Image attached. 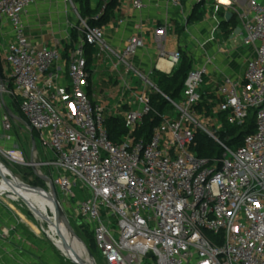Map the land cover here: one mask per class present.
<instances>
[{"label":"built area","instance_id":"built-area-1","mask_svg":"<svg viewBox=\"0 0 264 264\" xmlns=\"http://www.w3.org/2000/svg\"><path fill=\"white\" fill-rule=\"evenodd\" d=\"M63 1L77 16L71 28L79 30L81 39L70 61L71 93H59L60 106L46 92L57 76L46 74L61 61L62 51L58 45L34 49L23 21L34 0H0V25L12 29L1 48L14 93L51 157L34 164L51 169V176L37 169L42 180L49 178L43 180L46 189L38 191H57L61 207L63 200L75 208L81 226L94 237L102 264H264V0L234 8L238 25L230 41L254 48L255 56L241 80L225 78L216 91V113L225 115L228 125H243L255 112L256 132L238 148L207 130L197 115L207 66L189 72L178 100L166 98L174 115L157 114L161 121L149 139L134 135L153 112L150 94H134V104L123 102L129 106L124 115L128 133L123 144L112 142L106 126L111 110L92 100L85 47L104 49L127 64L147 42L135 35L121 52H113L103 29L82 20L73 0ZM113 1L118 0L105 3ZM127 1L137 11L147 7V0ZM186 1L193 7L208 2L166 0L176 11ZM170 29V20L156 27L154 41L159 60L175 68L183 54L167 50ZM137 77L156 89L151 76ZM7 85H0V93H7ZM3 108L0 103V130L7 133L13 121ZM200 132L223 150L212 164L193 151ZM16 155L14 161L24 163ZM41 230L46 231L42 225Z\"/></svg>","mask_w":264,"mask_h":264},{"label":"crops","instance_id":"crops-1","mask_svg":"<svg viewBox=\"0 0 264 264\" xmlns=\"http://www.w3.org/2000/svg\"><path fill=\"white\" fill-rule=\"evenodd\" d=\"M100 1L91 0V8H97ZM248 1L241 0L240 4L234 1L231 5H226V0H208L205 5L195 7L186 1L182 10L178 11L177 16L174 17L173 14L176 10H171L166 0H147V7L143 11L135 10L127 0H118L110 18L101 26L105 34L106 45L113 52L119 53L124 49L128 39L136 35L146 40L147 47L137 56L129 59L127 64H119L113 54L94 47L95 54L90 68L92 100L106 105L105 99L95 98V95L99 89L110 83L111 78L115 80L112 84L117 82L114 91L121 97L120 101L127 96L128 99L125 102L131 103L129 100L132 98L134 100V94H151L152 88L146 86L143 80L137 76H151L150 79L158 90L155 74L173 75L178 68L159 60L154 41V30L158 27V23L163 24L167 20H170L172 27L167 50L169 52L180 51L183 55L185 51L191 57L192 69L208 67V75L201 89L203 96L211 93L216 94L218 86L225 78L241 80L247 62L255 56V50L251 47H243L240 43L231 42L232 33L230 37L229 32L227 36L224 35V26L229 27L230 31L233 30L232 24H228L229 22L226 21V14L233 13L234 8L242 6L243 3L244 6L247 5ZM186 20L187 25L184 30V21ZM23 21L27 36L34 49L58 45L62 51L61 61L46 74V76H57L54 83L47 86L46 92L56 100L58 105L62 106V98L59 93L62 95L71 93L70 61L81 39L79 30L71 28L77 25V16L72 13L70 7L63 0H34L25 13ZM181 26L183 33L178 36L176 30ZM73 31H78L79 36L76 37ZM11 36L10 25L1 24L0 63L2 64V73L1 71L0 73L2 76H11L12 74L10 66L4 60L1 48L7 44ZM116 115H112L109 111L107 120L115 118ZM5 220L9 222L10 219L5 217ZM17 226L18 224L14 223L13 227L7 226L8 229L5 230L4 235L9 238V241H5L3 247L0 244L3 249L0 264L53 262L54 257L49 252L42 253V246H37L36 233L35 235L30 232L26 235L16 232L12 236V232Z\"/></svg>","mask_w":264,"mask_h":264},{"label":"rangeland","instance_id":"rangeland-1","mask_svg":"<svg viewBox=\"0 0 264 264\" xmlns=\"http://www.w3.org/2000/svg\"><path fill=\"white\" fill-rule=\"evenodd\" d=\"M73 1L79 11V14L81 15L82 8H81L80 3H78L77 0H73ZM177 12L178 11L174 12L173 14L174 17L177 16L176 15ZM186 22L187 21H184V30L186 29ZM158 26H163V24L158 23ZM170 26H171V22H170ZM235 27L233 26V29ZM171 30H172V27H171ZM171 30L169 34L171 33ZM182 31L183 30L181 26L176 30V35L181 36L183 33ZM228 32H229V37H230L232 30L230 31L229 27L224 26V35L227 36ZM187 60L190 61L191 57L184 51V62H186ZM3 79L8 84L6 87L7 93H0V103L4 101L5 105L16 116L21 118L20 113L16 108L17 96L14 93L12 78L11 76H3ZM114 81L115 80L111 78L109 84L104 85L101 89L98 90V92L95 95V98L105 99L104 102L110 108L111 114L112 115L117 114L115 119L118 120V122L124 123V115L126 111L128 110L129 106L123 105V102H125L126 99L128 98L127 96H125L122 98V101H120L121 97L118 96L116 92L114 91L115 88L117 87L116 86L117 82L115 84H112ZM155 94H160V92L157 91L156 89H151L150 96L151 95L153 96ZM164 97L167 102L168 100L166 98L171 99L168 96H164ZM202 100H203L202 103L197 108V115L202 120L207 130H209L212 134H215V135L217 134L218 137L221 138L220 136L221 132L224 130V127L227 124L225 123L224 116L216 113L215 106L217 102V94L211 93L209 95H204ZM129 101L131 102V104L135 103V100H133V98ZM119 106L121 107L117 108ZM163 112H164L163 114L166 116L174 115V109L170 105V103L166 105ZM126 133H128V131ZM200 133L203 135H206L205 133H202V132ZM136 134L134 136L138 138ZM207 137L210 138L209 136ZM36 146L37 148L34 152L35 163L38 165L39 163L49 161L51 157L43 149L39 139H38V142L36 141ZM16 154L22 155L24 163L14 161V159L19 158V155H16ZM32 155H33L32 134H31V130L29 129V127L26 126V123L24 122L12 123V130L7 133H3L0 130V162L2 163L4 168L26 185H30L35 188L46 189V186L44 185L43 180L35 173L34 168L31 164ZM36 168L40 172L51 176V169L49 167L41 166V167H36ZM7 188L8 187H6L5 185L3 186L2 184H0V242H2L0 243L1 247H3V244L5 241L6 242L9 241V238H6L4 235L5 230H7L8 227L10 226L13 227L15 223V224H18V226L12 232V236L16 234V232H19V234L23 233L26 235L30 234V232L37 234V235L35 234L38 237L37 246L39 245L42 246V253L49 252L54 257L53 262L52 261L51 263L47 262L46 264H72L73 262L71 263V261L65 259L60 254L58 249L53 245L51 240L47 237L46 232L48 231V224L39 222L38 219L35 217L34 213L32 212L31 208L28 206V204L22 200L24 198L22 196L9 192ZM39 192H41L45 196V198H48V195L45 194L43 191L40 190ZM56 196L57 198H59L60 196V193L57 191H56ZM34 198L38 202L40 201L39 203L42 204V206L44 207V209L46 210V212L49 214L50 217L55 218L52 214L53 208L47 201H43L41 198H39L36 195L34 196ZM61 203H62V208L66 216L72 223L77 235L79 236V238L82 240V242L86 246L88 252L89 253L91 252L94 258L97 260V262L102 264V258H101L99 251L96 248L94 237L93 235L87 232L86 228H83L81 226L80 220L76 215L75 208L65 206L63 200H61ZM57 209L59 213L61 214L60 209L58 207ZM5 217L6 218L9 217L10 219L9 222L5 220ZM41 225L45 226L44 228L46 231L41 230ZM1 247H0V256H2L1 254H3L2 252L3 249Z\"/></svg>","mask_w":264,"mask_h":264},{"label":"trees","instance_id":"trees-1","mask_svg":"<svg viewBox=\"0 0 264 264\" xmlns=\"http://www.w3.org/2000/svg\"><path fill=\"white\" fill-rule=\"evenodd\" d=\"M80 3L82 12L81 19L86 21L89 26L101 27L105 24L110 18V14L115 8L117 1L106 4L105 0H101L97 8H91V0H77ZM105 7V10H104ZM228 24L232 26H237L236 18L232 19ZM236 28V27H235ZM234 28V29H235ZM233 29V30H234ZM232 30V31H233ZM75 32L76 37L79 36L78 31ZM86 59H87V71L91 73V65L93 61V56L95 54V48L93 46L85 47ZM177 70L173 73L172 76H166L154 72L156 75V86L160 91V94L151 95V106L153 112L145 116L142 126L137 131V139H149L153 129L160 123V118L157 114L162 115L164 108L168 105L169 101L165 100L164 96L170 97L172 100H178L184 89V85L187 79L189 72L192 70V63L190 61L184 62V55L180 64L177 66ZM0 71L2 73L1 63ZM3 79V76H2ZM5 82V80L3 79ZM12 86V84H11ZM16 108L20 113L21 121H13L17 123H26V126L31 130L32 137L38 142V134L30 128L29 122L21 112V100L17 99ZM225 118V115H222ZM225 123L226 119H225ZM107 129L109 131V136L112 142L115 144H123L124 137L127 135V129L125 127V122H118L115 118H110L106 122ZM256 132V118L255 112L250 111L247 119L243 125L240 126H230L225 125L224 130L221 132V140L224 141L231 148H238L243 145L245 138L248 135L254 134ZM193 151L197 154L198 157L207 159L211 162L214 159L221 158L223 156L222 148L212 139L208 138L206 135L199 133L197 135L196 146L193 148ZM45 185V183H44ZM39 203V202H38Z\"/></svg>","mask_w":264,"mask_h":264},{"label":"bare ground","instance_id":"bare-ground-1","mask_svg":"<svg viewBox=\"0 0 264 264\" xmlns=\"http://www.w3.org/2000/svg\"><path fill=\"white\" fill-rule=\"evenodd\" d=\"M0 184L8 187L7 190L9 192L22 196L38 221L48 224L47 237L65 259L71 261V263L73 261L78 262V259H82L88 264H95L91 254L88 252L86 246L77 235L72 223L66 216L61 204L58 206L52 195L47 194L48 198H45V196L38 190L34 191L26 188L24 183L8 172L1 162ZM33 195L38 196L43 201H47L52 206V214L55 218L49 216L42 204L38 203ZM57 207L60 209L61 214L59 213Z\"/></svg>","mask_w":264,"mask_h":264},{"label":"water","instance_id":"water-1","mask_svg":"<svg viewBox=\"0 0 264 264\" xmlns=\"http://www.w3.org/2000/svg\"><path fill=\"white\" fill-rule=\"evenodd\" d=\"M234 1H236L238 4H240V2H241V0H226V2H225V4L226 5H231ZM244 2H246L247 0H243ZM242 6H244V3L243 4H241ZM232 18H233V14L231 13V12H228L227 14H226V21L227 22H230L231 20H232ZM0 85L3 87L4 86V81H3V79H2V75H1V73H0ZM2 104H3V107H4V110H5V112L8 114V116L10 117V119L12 120V121H17V122H19V121H21V119L18 117V116H16L6 105H5V103H4V101L2 102ZM32 140H33V155H32V158H31V164L33 165V168H34V171H35V173L37 174V175H39L38 174V170H37V168H36V166L34 165L35 164V160H34V152H35V150H36V148H37V146H36V140H35V138L34 137H32ZM43 180L44 181H49V178H47V177H43ZM6 181H8V180H6ZM24 186L26 187V188H29V189H35V190H39L40 188H35V187H32V186H30V185H26V184H24ZM47 194H49L50 195V192H46ZM53 199H54V201L56 202V204L59 206V201H58V199H57V197H56V194H55V191L53 190ZM24 202H26V200H24V199H22ZM84 244V243H83ZM79 261L78 262H76V261H73V263H75V264H88L87 262H85L84 260H82V259H78Z\"/></svg>","mask_w":264,"mask_h":264}]
</instances>
